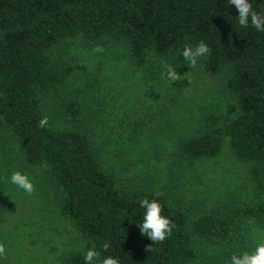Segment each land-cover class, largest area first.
<instances>
[{
	"label": "trees",
	"instance_id": "1",
	"mask_svg": "<svg viewBox=\"0 0 264 264\" xmlns=\"http://www.w3.org/2000/svg\"><path fill=\"white\" fill-rule=\"evenodd\" d=\"M264 14V0H249ZM238 10L228 0H0V127L20 141L30 165L41 166L61 192L63 213L83 234L100 259L120 264H194L196 239L224 243L242 239L251 220L264 224V32L241 28ZM83 35L97 43L112 39L127 45L130 58L145 66L154 56L177 67L182 50L204 41L211 49L206 69L229 67L227 85L235 95L227 115L211 112L207 129L181 144L191 160L221 153L229 138L236 156L251 165L258 199L228 213L192 216L166 193L121 187L104 166L91 134L82 126L75 100L65 111L70 127L40 128L44 100L73 73L67 56L57 51L66 39ZM44 162L50 166L44 168ZM157 199L173 222L161 243L141 234L144 209L139 201ZM110 247L105 252L103 245ZM74 253L70 264H85Z\"/></svg>",
	"mask_w": 264,
	"mask_h": 264
},
{
	"label": "rangeland",
	"instance_id": "2",
	"mask_svg": "<svg viewBox=\"0 0 264 264\" xmlns=\"http://www.w3.org/2000/svg\"><path fill=\"white\" fill-rule=\"evenodd\" d=\"M101 45L102 53L93 49ZM57 51L74 70L58 91L44 100V112L55 128L70 127L65 111L75 100L82 126L119 186L166 193L190 215L228 213L258 199L251 165L241 161L225 140L221 153L191 160L181 144L207 129L206 117L227 115L235 95L227 85L229 67L206 69L207 55L195 68L184 61L172 67L178 81L162 75L160 56L145 66L130 58L127 45L112 39L97 43L83 35L68 38ZM168 63V62H167ZM169 64V63H168ZM26 174L36 192L28 196L9 182L13 171ZM264 224L251 220L242 239L224 243L196 239L194 264H230L233 254L251 252ZM85 238L61 208V192L41 166L28 164L19 139L0 127V242L6 255L0 264H70Z\"/></svg>",
	"mask_w": 264,
	"mask_h": 264
},
{
	"label": "clouds",
	"instance_id": "3",
	"mask_svg": "<svg viewBox=\"0 0 264 264\" xmlns=\"http://www.w3.org/2000/svg\"><path fill=\"white\" fill-rule=\"evenodd\" d=\"M228 3L238 10L237 18L241 28L253 27L258 32H264V14L254 10L249 0H228ZM93 51L102 53L104 49L101 45H97ZM210 52V47L204 41H201L195 46H185L182 50V56L190 68H195L198 60ZM162 75L171 82L180 79V74L177 70L172 68L166 61L162 62ZM38 126L40 128L48 127L47 116L38 121ZM42 166L46 169L50 167L47 162H44ZM9 182L21 189L28 196H32L36 192L31 179L19 170L11 173ZM161 195L162 193L158 191L155 193L157 197ZM139 206L144 209L143 220L139 223L141 234L147 236L153 242L146 247L145 251H152L153 244L161 243L171 235L174 224L170 218L162 214L163 206L157 199H152L151 201L147 198L141 199ZM87 244V241H82L80 244V248L84 249L83 258L85 264H120L119 259L114 256L100 259V252L94 246L87 247ZM102 247L106 252L110 245L105 243ZM5 255V245L0 242V257H4ZM230 264H264V231L258 233L254 250L251 252L243 251L240 255L233 254L230 258Z\"/></svg>",
	"mask_w": 264,
	"mask_h": 264
}]
</instances>
